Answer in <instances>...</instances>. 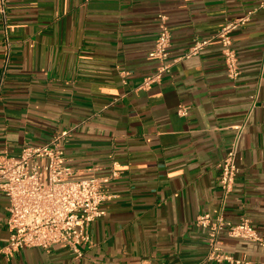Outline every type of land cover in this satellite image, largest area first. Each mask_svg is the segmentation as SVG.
Segmentation results:
<instances>
[{
    "label": "crops",
    "instance_id": "crops-1",
    "mask_svg": "<svg viewBox=\"0 0 264 264\" xmlns=\"http://www.w3.org/2000/svg\"><path fill=\"white\" fill-rule=\"evenodd\" d=\"M4 1L0 156L68 131L72 179L108 176L114 164L118 175L79 258L66 245L7 250L9 200L0 191V264H230L209 258L207 230L196 224L206 213L247 218L264 239V0ZM249 10L251 20L233 33L237 79L228 77L217 40L183 57L196 39ZM160 14L168 17L173 65L140 89L158 66L149 52ZM237 124H245L239 173L223 203L219 164ZM221 238L241 264H264V245Z\"/></svg>",
    "mask_w": 264,
    "mask_h": 264
},
{
    "label": "built area",
    "instance_id": "built-area-1",
    "mask_svg": "<svg viewBox=\"0 0 264 264\" xmlns=\"http://www.w3.org/2000/svg\"><path fill=\"white\" fill-rule=\"evenodd\" d=\"M4 2L1 0L0 12L3 15L6 13ZM260 8L264 9V1ZM254 12L255 10L246 11L228 21L210 38L196 39L183 57L197 55L212 41L217 40L222 46L228 77L237 79L240 75L239 58L233 47V33L245 26ZM158 19L159 33L149 52V56L158 60V66L155 72L144 78L140 89H148L152 84L160 82L173 65L170 61L172 34L168 17L160 14ZM7 61L8 56L5 62ZM255 105L256 100L253 106ZM178 113L186 116L188 108L180 106ZM244 127L245 124L234 126L237 131L235 140L219 164L223 203L233 189L239 173L236 156ZM68 133L63 131L45 144L25 145L18 156H0V191L9 200L7 225L10 235L6 248L10 252L29 247L50 250L57 245H66L79 258L83 256L82 246L92 243L90 226L106 213L103 209L104 202L109 198L106 186L112 178L117 177L115 167L118 165L114 164V169L108 176L72 179L74 170L65 164L64 157V141ZM196 224L207 230L210 259L228 260L230 264L244 263L224 253L221 238L223 233L232 238L264 245V239L247 218L234 223L222 214L212 217L206 213L196 218ZM143 264L153 263L146 261Z\"/></svg>",
    "mask_w": 264,
    "mask_h": 264
}]
</instances>
